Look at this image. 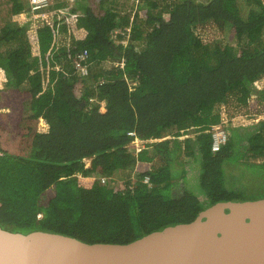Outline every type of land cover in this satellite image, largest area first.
Instances as JSON below:
<instances>
[{
	"label": "trees",
	"instance_id": "obj_1",
	"mask_svg": "<svg viewBox=\"0 0 264 264\" xmlns=\"http://www.w3.org/2000/svg\"><path fill=\"white\" fill-rule=\"evenodd\" d=\"M132 1L141 7L131 19L120 0H75L76 24L35 30L24 1L10 0L0 25L4 229L124 245L218 203L264 199V120L227 127L212 150L223 108L264 101V0ZM211 25L229 44L203 38ZM60 31L71 43L59 46ZM84 52L87 79L75 68ZM132 132L162 141L136 156ZM232 164L261 170L260 195L237 187Z\"/></svg>",
	"mask_w": 264,
	"mask_h": 264
},
{
	"label": "water",
	"instance_id": "obj_2",
	"mask_svg": "<svg viewBox=\"0 0 264 264\" xmlns=\"http://www.w3.org/2000/svg\"><path fill=\"white\" fill-rule=\"evenodd\" d=\"M0 264H264V199L218 203L124 245L0 225Z\"/></svg>",
	"mask_w": 264,
	"mask_h": 264
},
{
	"label": "rangeland",
	"instance_id": "obj_3",
	"mask_svg": "<svg viewBox=\"0 0 264 264\" xmlns=\"http://www.w3.org/2000/svg\"><path fill=\"white\" fill-rule=\"evenodd\" d=\"M65 1H70V0H65ZM61 2H64V0H61ZM73 2H74V7H73ZM73 2L71 3L72 8L67 13H62V10L64 9V7L55 8L53 12L56 13V17L64 18V16L68 14L73 15L74 13L71 11H73V8H75L76 6L75 0ZM134 3L135 2H133L132 0H120L121 11L124 12L123 14H128V16L131 19L134 18L135 13L141 7L140 6L138 8L137 4L135 5ZM12 5L13 4L10 3V0H0V25H2L4 22L1 20V18L7 16L8 11L12 7ZM65 19L66 18H64L63 20L64 23L62 24H65V25H68L71 23L76 24L77 17L73 16L68 21H65ZM14 23H16L17 26H20V27L23 26V20H17ZM32 27L34 28L33 23H32ZM202 34H203V38L209 43L220 41L223 44H229L226 42L223 34L220 33L218 29L216 28V26L214 25L208 26L207 28L205 27L202 30ZM71 40L72 39L70 36H65L60 31L59 46L60 44H63V45L69 44L71 43ZM245 43H246V40H243L242 44H245ZM230 44H232V46H236L238 44V40H234ZM6 86H7V77L4 71L0 69V88L4 89ZM256 87L258 90H263L264 89V79L257 82ZM250 102H252V104L251 105L249 104L248 107H243V108L227 107L230 110L229 113L225 108H223V118H224L223 120H225L226 123L225 124L222 123L221 125H225V129H226L229 126L231 128L232 127H247V126L254 125L260 121H263L264 120V101L256 96H253ZM86 162H87V167H89L91 163L90 160H87ZM251 162L255 163V161H251ZM263 162L264 160L257 161L258 164H262ZM232 170L236 173V176H238L239 179L242 178V180L245 181L244 185L241 183V184H238L237 187H240L239 189L242 191L247 190V193L245 194L246 196L254 197V196L261 194L260 188L262 186L261 184H262L263 179L259 175L261 173L260 169L245 168L243 167V164H232ZM126 174H130L127 177H131V180H134L135 177L137 176V172L135 169L132 172H126Z\"/></svg>",
	"mask_w": 264,
	"mask_h": 264
},
{
	"label": "built area",
	"instance_id": "obj_4",
	"mask_svg": "<svg viewBox=\"0 0 264 264\" xmlns=\"http://www.w3.org/2000/svg\"><path fill=\"white\" fill-rule=\"evenodd\" d=\"M74 0L65 1L64 9L62 10V13H67L72 8V2ZM24 3L27 5V9L24 12L25 14H29L31 18V22L33 23V26L35 30H39L41 28H44L46 26H53L55 24V21L57 20L59 22V26H63L64 18L65 21L70 20L71 17L76 16L78 17V14H68L64 16V18L56 17V13L53 12V7L56 3H58V0H24ZM74 7V2H73ZM63 8V7H62ZM74 10V8H73ZM73 12V11H71ZM74 13V12H73ZM74 20V19H73ZM63 21V22H62ZM35 24V25H34ZM128 32H130V29H128ZM59 33V32H58ZM121 43L124 46H127L129 44V37L122 40ZM89 55L87 52L82 53L78 60L75 62V68L79 72V75L82 78L87 79L89 76ZM89 63V64H88ZM121 67H124V64H121ZM225 120L223 121V124H225ZM212 134H213V147L212 150L214 152L218 151L222 145H224L227 141V132L225 129V125H220L212 128ZM129 136L132 137V142L130 146L134 149V155H139L144 150H147L154 142H160L161 139L157 140H143L137 136L136 133L132 132L129 133ZM188 136H184L182 139L186 138ZM105 178H102V181H104ZM145 184H150V178L146 177L144 180Z\"/></svg>",
	"mask_w": 264,
	"mask_h": 264
},
{
	"label": "crops",
	"instance_id": "obj_5",
	"mask_svg": "<svg viewBox=\"0 0 264 264\" xmlns=\"http://www.w3.org/2000/svg\"><path fill=\"white\" fill-rule=\"evenodd\" d=\"M252 104V102H250V105ZM136 170V172H137V170H138V164H137V168L135 169Z\"/></svg>",
	"mask_w": 264,
	"mask_h": 264
},
{
	"label": "clouds",
	"instance_id": "obj_6",
	"mask_svg": "<svg viewBox=\"0 0 264 264\" xmlns=\"http://www.w3.org/2000/svg\"><path fill=\"white\" fill-rule=\"evenodd\" d=\"M66 5V4H65ZM32 23V22H31ZM23 25H24V22H23ZM224 121V120H223Z\"/></svg>",
	"mask_w": 264,
	"mask_h": 264
}]
</instances>
